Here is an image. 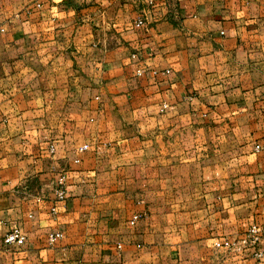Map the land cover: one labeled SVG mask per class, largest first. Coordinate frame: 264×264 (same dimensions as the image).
Listing matches in <instances>:
<instances>
[{"label":"crops","instance_id":"1","mask_svg":"<svg viewBox=\"0 0 264 264\" xmlns=\"http://www.w3.org/2000/svg\"><path fill=\"white\" fill-rule=\"evenodd\" d=\"M151 1L0 0V264H264V0Z\"/></svg>","mask_w":264,"mask_h":264},{"label":"built area","instance_id":"2","mask_svg":"<svg viewBox=\"0 0 264 264\" xmlns=\"http://www.w3.org/2000/svg\"><path fill=\"white\" fill-rule=\"evenodd\" d=\"M150 3H152L151 0H149ZM144 25V19L143 18H139L135 21L134 26L136 28H142ZM133 57H136L135 55ZM144 73L143 70L139 69L137 70V75L138 76H142ZM167 108V105L164 106V110ZM86 149V147H85ZM255 149L257 152L261 151L263 149V147L261 145H256ZM51 152H54V147H51ZM56 194H57V198L59 201H63L66 198V189H65V178H61L60 182H59V187L56 190ZM57 212V207L54 206L52 208V213L55 214ZM139 216H135L133 222L135 220H138ZM132 222V223H133ZM251 234L253 235L252 240L254 242H257L258 240V235H257V229L253 228L251 230ZM62 238V234H56V235H50L49 237V243L50 244H54L57 242V240ZM4 243L6 244V246H18L21 247L23 245H25L26 243V235L24 234V232L22 231L21 228L19 227H13L8 234L5 236L4 238Z\"/></svg>","mask_w":264,"mask_h":264}]
</instances>
